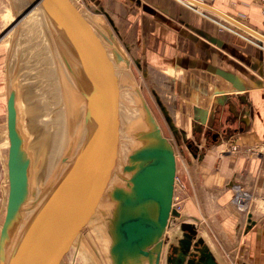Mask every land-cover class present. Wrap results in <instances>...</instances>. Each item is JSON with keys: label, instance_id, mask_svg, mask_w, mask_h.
Returning <instances> with one entry per match:
<instances>
[{"label": "crops", "instance_id": "crops-1", "mask_svg": "<svg viewBox=\"0 0 264 264\" xmlns=\"http://www.w3.org/2000/svg\"><path fill=\"white\" fill-rule=\"evenodd\" d=\"M77 2L84 5L86 16L94 17L91 24L96 30L113 33L130 63L138 68L139 84L148 75L150 92L175 106L174 111L169 108L172 122L186 134V140L197 137V157L188 146L180 156L176 154L177 177L185 183L188 196L182 210L200 220L189 222L197 225L217 263L234 264V259L237 264H264V42L257 39L258 35L264 39V16L260 4L255 0ZM8 35L6 63L14 31ZM90 63L100 75L121 83L111 108L118 113L122 143L113 151L97 141L92 151L97 193L91 202L104 206V213H108L104 230L113 234L122 212L119 204L102 192L103 180L108 176L110 159V163L122 164L130 143L138 145L132 140V131L144 129L145 123L143 110L136 107L135 83L128 69L118 65L112 53L94 56ZM6 69L0 86L3 99L5 84L7 97ZM160 71L165 74L164 87ZM158 85L161 89L155 88ZM136 86L163 134L141 85ZM3 103L0 126L6 118L5 100ZM100 118L95 134L103 128ZM104 131H110V124ZM101 247L108 264H132L129 252L117 257L110 244ZM166 250L164 246V264Z\"/></svg>", "mask_w": 264, "mask_h": 264}, {"label": "water", "instance_id": "water-1", "mask_svg": "<svg viewBox=\"0 0 264 264\" xmlns=\"http://www.w3.org/2000/svg\"><path fill=\"white\" fill-rule=\"evenodd\" d=\"M66 1L12 0L17 24L14 46L8 52L6 63L10 197L0 242L2 264H56L54 224L59 186L57 169L54 167L44 183L37 184L36 177L45 164L32 148L35 138L27 130L22 104V94L29 85V63L40 61L35 57L39 43L42 48L45 46L48 56L53 55L52 62L57 63L60 71L63 67L67 78L65 84L76 93L73 99H79L83 105L84 125L88 126L87 134H90L84 147L89 149L97 141H102L104 148L114 151L121 145L117 143L120 138L118 113L111 108L112 105L114 107L121 83L100 75L92 67L90 58L112 53L115 62L127 69L130 60L109 29L108 35L97 30L96 36L91 31H84L83 24L77 18L79 10L74 6L71 7L73 12H70L65 7V3L69 5ZM32 16H36L43 37L38 38L39 43L28 45L27 38V42L23 40L24 25L31 21ZM134 93L136 107L143 110L145 128L133 132L132 137L138 145L125 164L109 161L108 172L120 167L118 178L124 182L123 185L114 186L111 190L108 183L105 188L108 198L116 201L122 212L114 223L115 233H108L112 253L121 257L129 252L133 257L132 264H145L146 261H149L148 264H158L166 246V264H218L210 246L199 234L197 225L189 222L200 220L174 206L176 152L163 137L136 84ZM99 118L103 128L99 134H95L94 126H97ZM109 124L110 131H104ZM84 125L80 121V128ZM81 144L80 138L76 140L72 136L64 162L72 157L74 147ZM188 149L194 157L198 156V147L193 142ZM250 223L253 225L251 217ZM170 229L173 231L168 235ZM155 236L157 238L150 243ZM122 243L126 244L120 246Z\"/></svg>", "mask_w": 264, "mask_h": 264}, {"label": "rangeland", "instance_id": "rangeland-1", "mask_svg": "<svg viewBox=\"0 0 264 264\" xmlns=\"http://www.w3.org/2000/svg\"><path fill=\"white\" fill-rule=\"evenodd\" d=\"M67 1L69 2V5L65 3V7L69 9L70 12H73L72 8L74 6L79 10L80 15L77 18L78 21L83 24V28L86 29V30L84 29V31L87 30L88 32L91 31L95 35L97 30L91 24L92 23L91 20L94 21V17H91V15L86 16L85 15L86 10L84 8V5L78 3L77 0H67ZM9 8H10L9 0H0V86H1V82L5 79L4 76V70L6 67V61H4L6 59L5 49H6V41L7 39H9L8 37L9 35L8 36L7 35L4 36V35L7 32H9L10 28L12 27L10 23L11 21H13V19L11 21L10 20L8 21L7 19V15L10 14ZM14 16L16 17V15ZM219 22L223 27L225 25L227 26V24H225L222 20H220ZM238 31L240 30H237V32ZM238 34L245 36V34H243V32L241 31L238 32ZM254 37L253 40L255 41L262 40L264 42L263 37L262 38L259 36L258 38L256 37L258 40L255 39ZM52 59H53V55L49 56V62H50L49 68L51 73L50 103L54 105L53 112L51 111L50 113H51V125L53 130V139H54L55 167L57 169L58 182H59L58 201L56 207L57 255L59 257L60 264H108L104 255V251L96 236V233H99L100 236H102V241L105 247L106 245L108 246L110 244V240H111L110 236L104 230L105 218L103 216V213L99 211L100 207L98 209L97 204L95 205L97 207L94 206V209L92 207V211L90 210L92 202L91 199L89 200L88 197L85 198V195L87 194V190H86L87 188H85L86 185L84 184L85 182H90V180H86V181L83 180V178L85 179V176L82 175L83 169H81V167H75L73 164L71 166L69 165V163L73 159L75 162L79 163V166H82L81 164H83V162L85 161V164L89 168V172H86L84 174L90 176L89 174L95 170L94 164L92 163L93 153H91L94 149H92L93 147H88L89 149H86V147L82 146L83 144L77 145V147H74V150L72 151L73 152L72 157L67 158L66 159L67 161L64 162V157L66 156L67 151L70 149L72 136H75L76 140H79V138H81L82 135H84L83 138L86 141H88L90 138L89 137L90 135L87 134L88 126L84 125V114L82 108L83 105L79 101V99L78 100L73 99L77 95L74 92V90H71L65 84L67 83L66 82L67 78L63 70V67H62V71H60L61 68L58 69L57 63H53ZM59 65L62 66V63H59ZM130 65L131 66L128 68V72L130 73L132 80L138 86L141 85L140 87L143 89L147 101L151 106L152 111L154 112L156 118L159 121L164 136L167 139H169V142L173 146L177 156H180V154L184 152L185 148L187 149L186 146H188L190 143L193 142L195 146L197 144V137L195 136V138H193L192 141H187L186 134L184 132L179 131V127L177 125H174V123L172 122V118L174 116L171 110L174 111L175 106L171 105L168 102V100L166 101L165 99L162 100L160 98L157 99L150 92L151 88H149V80L151 77H149L148 75H146L142 83L139 84L138 80L140 76L138 73V68L135 67L134 63H130ZM152 74H153L152 78H154L155 76L154 70ZM159 74H160L159 77L161 78L160 81H162L161 84L164 87L163 79L165 78L164 77L165 74L163 71H160V73L158 72V75ZM173 79L174 76H172L171 80ZM169 87L172 88L173 85L169 84ZM155 88L161 89L160 85L155 86ZM4 89L5 91L3 90V93H5V99H3L4 95L0 93V111L4 109V107L2 106L4 104L3 103L4 100L6 103L5 124L4 126L3 125L0 126L1 129L0 131V242H1L3 227L7 221L8 203L10 197V185H9V174H8V156H9L10 144H8L9 132H8L6 84ZM25 93L26 92L22 94L24 119H25L26 127L28 128L27 129L28 132L34 138L32 132L29 129V124H28L29 118L27 116L28 114L26 113V105L24 100ZM69 96L70 97L72 96L71 99L69 98ZM158 102L161 105H159ZM162 107H164L165 110ZM80 108H82V110ZM76 111L77 113H79L78 116L84 125L81 126L82 127L81 131L78 127L72 128L70 123L65 119L66 115H69V117L71 116L73 118L74 115H72V113L75 114ZM134 111H136L137 115L139 116V120H141L139 109L137 110L135 108ZM64 120L65 122H67V124H65ZM114 128H116V126ZM119 133H120V138L117 141V143L121 144L122 143L121 130ZM132 140H134L135 144H138L133 137ZM134 148L135 146L134 147L131 146L130 143L128 156L131 154ZM126 162H127V158L124 164ZM119 168L120 167H118V169L115 168L107 172L108 176L106 179L103 180L104 182L103 184L104 186L102 187L103 193H106L105 188L108 185V183H109L108 187H110L109 189L111 190L112 187L114 186L120 187L123 185L124 182L118 178ZM94 176L93 174L91 175L93 187H95ZM79 193H81L80 196L82 197L81 199L83 200L81 199L79 200L78 198L76 200L75 195L76 194L79 195ZM187 199L188 196H187L186 185L181 180V178L177 177L176 186H175L174 204L179 210H182L184 208V204ZM68 222L71 226L75 228L77 232L76 236L78 239H80L79 241L71 244L70 247L69 244H66L65 242ZM125 244L126 243H122L120 246H124ZM163 259H164V254L161 253L158 264H164ZM1 261L2 260L0 257V264H2ZM232 261L234 262V264H237V262L234 259Z\"/></svg>", "mask_w": 264, "mask_h": 264}, {"label": "bare ground", "instance_id": "bare-ground-1", "mask_svg": "<svg viewBox=\"0 0 264 264\" xmlns=\"http://www.w3.org/2000/svg\"><path fill=\"white\" fill-rule=\"evenodd\" d=\"M9 5H10V14L7 15L8 21H11V28L7 35L11 32L14 31V36L12 38V41L9 45V50L8 52L13 48L14 42H15V26L17 24V19L12 13V0H9ZM226 17V16H225ZM10 18V19H9ZM227 19H229L227 17ZM37 18L36 16H32L31 21H28L24 25V33L25 35L23 36V40L25 42L27 38L28 40V45L38 42L39 39H41L42 33L41 30L39 29L38 23H37ZM234 22V20H233ZM237 23V22H236ZM9 24V25H10ZM238 26H242L241 24L237 23ZM13 33V32H12ZM12 35V34H11ZM260 36V35H258ZM10 38V37H9ZM44 39V38H43ZM8 41V39H7ZM39 48L38 51L36 52L37 56L35 57L39 58L40 61L39 63H29L30 70L27 74V79H29V85L26 87V94H25V105H26V113L28 114L29 118V129L34 135V144L32 148L36 151L37 156L42 159L43 164H45V167L41 169V172L38 174V177H36V182L38 185H41L44 183L45 178L50 174L52 169L55 167V153H54V139H53V130H52V125H51V111L53 112L54 105L50 103V68H49V56L48 53L46 52L45 46L42 48L39 43ZM6 50V49H5ZM5 61V60H4ZM8 108V107H7ZM7 116H8V111H7ZM66 121L70 123V125L75 128L78 127L81 131L80 128V121L81 119L79 116L74 115L73 118L69 115H66L65 117ZM65 122V120H64ZM82 122V121H81ZM67 124V122H65ZM84 135L80 138V144L82 146H85L87 144V141L83 138ZM8 144H10V140L8 139ZM93 149V148H92ZM92 153V152H91ZM91 156V155H90ZM71 160V159H70ZM74 165L75 167H81L83 169L82 175L85 176V179L83 180H90V182H85L84 185L85 188H87V194L85 195V198L92 199L95 197L97 191L95 192V187H93L92 184V177L91 175L93 174L94 176V171H92L89 175L87 176L86 172H89V168L85 164V161L82 166H78L77 162L74 161V159L69 163V165ZM90 177V178H87ZM89 183V184H88ZM88 184V185H87ZM90 187V188H88ZM243 194V193H242ZM81 193L76 194V200L77 198L80 200L82 197L80 196ZM74 198V197H73ZM83 200V199H81ZM85 200V199H84ZM58 201V199H57ZM240 205L242 203L238 200ZM97 204L98 209L100 212L103 213V216L105 215L108 216V213H104V206L102 207L101 204L98 201H95L94 203L91 204L90 210L92 211V207L94 209V206ZM175 205V204H174ZM95 206V207H97ZM57 207V205H56ZM102 210V211H101ZM76 215V214H73ZM77 217V216H75ZM83 219V218H82ZM106 220V219H105ZM106 222V221H105ZM102 229V228H100ZM105 229V227H104ZM79 230V229H78ZM106 232V231H105ZM76 230L73 226H71L68 222V227H67V233H66V244H69V247L71 244L79 241L80 239L77 238L76 236ZM97 239L99 240L101 246H104V243L102 241V236H100L99 233H96ZM57 222H56V216H55V224H54V253H55V263L60 264L59 257L57 255ZM109 246V245H108ZM165 258H166V252H165Z\"/></svg>", "mask_w": 264, "mask_h": 264}, {"label": "built area", "instance_id": "built-area-1", "mask_svg": "<svg viewBox=\"0 0 264 264\" xmlns=\"http://www.w3.org/2000/svg\"><path fill=\"white\" fill-rule=\"evenodd\" d=\"M255 1L260 4L262 8V14L264 16V0H255ZM234 150H236V148Z\"/></svg>", "mask_w": 264, "mask_h": 264}, {"label": "flooded vegetation", "instance_id": "flooded-vegetation-1", "mask_svg": "<svg viewBox=\"0 0 264 264\" xmlns=\"http://www.w3.org/2000/svg\"><path fill=\"white\" fill-rule=\"evenodd\" d=\"M165 264H166V259H165Z\"/></svg>", "mask_w": 264, "mask_h": 264}]
</instances>
